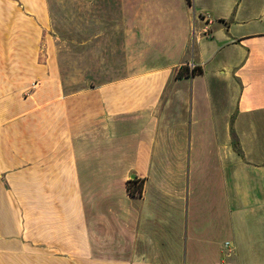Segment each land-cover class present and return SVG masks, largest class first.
Instances as JSON below:
<instances>
[{"label": "crops", "instance_id": "1", "mask_svg": "<svg viewBox=\"0 0 264 264\" xmlns=\"http://www.w3.org/2000/svg\"><path fill=\"white\" fill-rule=\"evenodd\" d=\"M110 2L126 68L67 90L0 0V264H264V0Z\"/></svg>", "mask_w": 264, "mask_h": 264}, {"label": "rangeland", "instance_id": "2", "mask_svg": "<svg viewBox=\"0 0 264 264\" xmlns=\"http://www.w3.org/2000/svg\"><path fill=\"white\" fill-rule=\"evenodd\" d=\"M101 1L105 10L102 9L101 3L98 5L100 9L97 10L95 2L86 0H50V30L56 38L57 57L67 90L93 88L97 85V76L109 78L114 72L123 73L126 68V47L123 46L122 49L118 42L123 35L113 30L109 16L113 3L111 0ZM217 10V6L210 5L211 14L218 13ZM140 48L135 52V60L138 63L158 60V57L145 50L143 45ZM215 64L216 61L208 64V72ZM134 84L131 83L132 86Z\"/></svg>", "mask_w": 264, "mask_h": 264}, {"label": "trees", "instance_id": "3", "mask_svg": "<svg viewBox=\"0 0 264 264\" xmlns=\"http://www.w3.org/2000/svg\"><path fill=\"white\" fill-rule=\"evenodd\" d=\"M178 74L180 76V74H182L181 71H179ZM140 187L141 186L137 183L136 178L129 180V189H130L131 193L139 194L141 192Z\"/></svg>", "mask_w": 264, "mask_h": 264}, {"label": "built area", "instance_id": "4", "mask_svg": "<svg viewBox=\"0 0 264 264\" xmlns=\"http://www.w3.org/2000/svg\"><path fill=\"white\" fill-rule=\"evenodd\" d=\"M193 66H194V65H193ZM226 243H227V244H229V240H228V241H226Z\"/></svg>", "mask_w": 264, "mask_h": 264}]
</instances>
